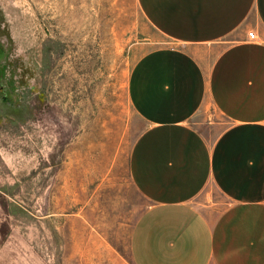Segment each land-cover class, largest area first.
Listing matches in <instances>:
<instances>
[{"label":"rangeland","instance_id":"obj_1","mask_svg":"<svg viewBox=\"0 0 264 264\" xmlns=\"http://www.w3.org/2000/svg\"><path fill=\"white\" fill-rule=\"evenodd\" d=\"M169 44L135 0H0V264H133L129 75Z\"/></svg>","mask_w":264,"mask_h":264},{"label":"crops","instance_id":"obj_2","mask_svg":"<svg viewBox=\"0 0 264 264\" xmlns=\"http://www.w3.org/2000/svg\"><path fill=\"white\" fill-rule=\"evenodd\" d=\"M135 2L170 44L129 75L145 126L128 171L149 203L131 234L132 262L264 264V0ZM210 110L224 122L212 120L214 136L195 126Z\"/></svg>","mask_w":264,"mask_h":264},{"label":"built area","instance_id":"obj_3","mask_svg":"<svg viewBox=\"0 0 264 264\" xmlns=\"http://www.w3.org/2000/svg\"><path fill=\"white\" fill-rule=\"evenodd\" d=\"M248 38L250 40H256L257 39L256 33L255 32H249L248 33Z\"/></svg>","mask_w":264,"mask_h":264}]
</instances>
